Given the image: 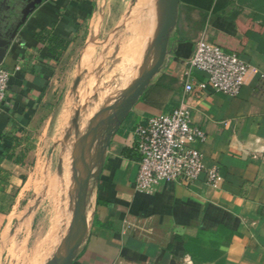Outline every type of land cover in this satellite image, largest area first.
<instances>
[{
    "label": "crops",
    "instance_id": "crops-1",
    "mask_svg": "<svg viewBox=\"0 0 264 264\" xmlns=\"http://www.w3.org/2000/svg\"><path fill=\"white\" fill-rule=\"evenodd\" d=\"M34 1L0 0L1 64L13 72L0 112V219L23 199L20 212L35 220L46 193L21 188L12 196V188L39 177L46 186L64 184L67 168L72 188L66 204L74 207L78 143L156 54L160 0H42L25 17ZM139 4L140 13H130ZM41 33L70 43L53 56ZM204 36L251 65L239 96L200 90L205 75L197 70L186 77ZM189 81L192 91H186ZM182 101L206 132L199 147L206 164L219 167L222 184L212 188L203 176L140 192L135 127ZM97 172L88 197V236L73 264H193L177 236L220 224L237 232L224 248L226 264H264V0H181L162 70L113 133Z\"/></svg>",
    "mask_w": 264,
    "mask_h": 264
},
{
    "label": "built area",
    "instance_id": "built-area-1",
    "mask_svg": "<svg viewBox=\"0 0 264 264\" xmlns=\"http://www.w3.org/2000/svg\"><path fill=\"white\" fill-rule=\"evenodd\" d=\"M197 70L205 75L200 90L212 88L230 96H239L247 82L251 65L241 55L227 52L205 36L196 41L186 77ZM13 72L0 63V112L4 108ZM194 89L191 81L186 91ZM137 151L141 156L135 187L152 192L163 182L192 183L203 176L212 188L221 186L223 177L217 165L208 166L199 145L206 132L192 120L190 105L182 101L170 112H162L135 127Z\"/></svg>",
    "mask_w": 264,
    "mask_h": 264
},
{
    "label": "water",
    "instance_id": "water-1",
    "mask_svg": "<svg viewBox=\"0 0 264 264\" xmlns=\"http://www.w3.org/2000/svg\"><path fill=\"white\" fill-rule=\"evenodd\" d=\"M41 1L35 0L28 4L24 11L25 17ZM180 3L181 0H160L161 18L155 37L156 54L153 63L141 72L135 83L126 87L115 103L105 107L94 117L78 143L74 157L76 197L68 238L66 244L45 264H73L77 258L89 232L88 197L92 181L99 174L97 166L105 159L113 133L144 94L154 76L162 70L169 53L171 33L178 22ZM131 90L133 91L130 93ZM106 124L107 128L102 133Z\"/></svg>",
    "mask_w": 264,
    "mask_h": 264
},
{
    "label": "rangeland",
    "instance_id": "rangeland-1",
    "mask_svg": "<svg viewBox=\"0 0 264 264\" xmlns=\"http://www.w3.org/2000/svg\"><path fill=\"white\" fill-rule=\"evenodd\" d=\"M140 9L139 4L138 8L129 10L130 13L134 11L135 15H138ZM124 65L125 63L120 64L121 67ZM68 172L67 168L64 174L67 183L64 184L52 183L46 186V179L39 177L34 178L37 183L27 186L14 185L11 190L12 196L18 195L21 188H24L23 193L33 195L43 191L47 196L43 205L44 210L35 220L34 216H25L24 212H20L24 207L23 199L18 200L21 205L17 204L9 214L8 208L5 209L6 213L0 219V239L3 240L4 251L2 264H45L66 244L74 211L73 206L68 210L69 205L66 204L68 191L72 188ZM55 174L53 169V175Z\"/></svg>",
    "mask_w": 264,
    "mask_h": 264
},
{
    "label": "trees",
    "instance_id": "trees-1",
    "mask_svg": "<svg viewBox=\"0 0 264 264\" xmlns=\"http://www.w3.org/2000/svg\"><path fill=\"white\" fill-rule=\"evenodd\" d=\"M38 38L47 41L53 56H60L68 47L70 39L64 36L41 33ZM20 161V159H17ZM237 232L220 224L216 228H201L196 235H180L184 252L191 256L193 264H226L228 254L224 249L231 245Z\"/></svg>",
    "mask_w": 264,
    "mask_h": 264
}]
</instances>
